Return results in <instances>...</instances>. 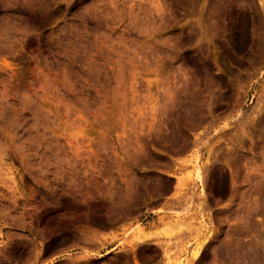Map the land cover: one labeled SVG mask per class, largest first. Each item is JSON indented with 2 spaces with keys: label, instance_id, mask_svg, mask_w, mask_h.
I'll list each match as a JSON object with an SVG mask.
<instances>
[{
  "label": "rangeland",
  "instance_id": "rangeland-1",
  "mask_svg": "<svg viewBox=\"0 0 264 264\" xmlns=\"http://www.w3.org/2000/svg\"><path fill=\"white\" fill-rule=\"evenodd\" d=\"M248 246L264 264V0H0V264Z\"/></svg>",
  "mask_w": 264,
  "mask_h": 264
},
{
  "label": "bare ground",
  "instance_id": "bare-ground-1",
  "mask_svg": "<svg viewBox=\"0 0 264 264\" xmlns=\"http://www.w3.org/2000/svg\"><path fill=\"white\" fill-rule=\"evenodd\" d=\"M178 134H179V133H177V135H178ZM174 136H175V135H174ZM179 136H180V135H179ZM177 137H178V136H177ZM183 138H185V137H183ZM185 139H186V138H185ZM174 140H175V139H174ZM181 141H182V140H181ZM178 144H179V143H178ZM181 144H183V143H180V145H181ZM181 146H182V145H181ZM183 147H185V145H184ZM177 149H178V148H177ZM195 165H196V164H195ZM175 167H176V166H175ZM175 167H174V168H175ZM198 171H199V170H198ZM198 171H197V172H198ZM204 171H206V170H204ZM204 171H203V172H204ZM207 171H208V170H207ZM176 172H177V171H176ZM207 174H208V173H207ZM195 175H196V174H195ZM197 175H198V174H197ZM203 175H204V174H203ZM205 175H206V173H205ZM205 175H204V176H205ZM173 176H174V175H173ZM207 176H208V175H207ZM197 180H199V179H197ZM212 180H213V179H212ZM217 180H218V179H217ZM206 182H207V181H206ZM218 182H219V181H218ZM195 186H196V185H195ZM183 195H184V194H183ZM183 195H182V196H183ZM182 196H180V197H182ZM185 196H186V195H185ZM185 196H184V197H185ZM186 197H188V196H186ZM186 197H185V198H186ZM191 197H193V196H191ZM189 198H190V197H189ZM190 199H191V198H190ZM186 200L188 201L189 199H186ZM189 201H191V200H189ZM189 201H188V202H189ZM191 202H192V201H191ZM189 204H190V203H189ZM192 204H193V203H192ZM166 205H167V203H166ZM182 205H183V204H182ZM168 206H169V202H168ZM183 206H184V205H183ZM166 207H167V206H166ZM178 207H179V206H178ZM178 207H177V208H178ZM172 208H173V207H172ZM181 208H182V207H181ZM167 209H168V207H167ZM183 209H184V208H183ZM256 209H257V208H256ZM174 210H175V209H174ZM179 210H180V209H179ZM179 210H178V211H179ZM169 211H170V210H169ZM255 213H257V211H256ZM262 227H263V226H262ZM237 235H238V234H237ZM179 236H180V235H179ZM211 236H214V235H211ZM211 236H210V237H211ZM233 236H234V235H233ZM235 236H236V235H235ZM210 237H208V238H210ZM144 238L146 239V237H144ZM145 239H144V240H145ZM178 239H179V238H178ZM146 240H147V239H146ZM176 240H177V239H176ZM179 241H180V240H179ZM208 241H209V240H208ZM143 242H144V241H143ZM170 242H171V241H170ZM203 242H205V241H203ZM203 242H202V244L199 245V247L197 248V250L195 249V250H196L195 253H193V259L196 260V261H198V259L200 258V257H198V255H199V253H200V250H201L202 248H204V247H203L204 245H206V243L204 244ZM174 243H175V242H174ZM231 243H232V242H231ZM231 243H230V245H231ZM175 244H176V243H175ZM232 244H233V243H232ZM236 244H238V243H236ZM236 244H235V245H236ZM164 245H165V244H164ZM210 245H211V244H210ZM227 245H228V244H227ZM227 245H226V246H227ZM235 245H234V246H235ZM172 246H173V245H172ZM169 247H170V246H169ZM174 247H175V246H174ZM223 247H224V246H223ZM229 247H230V246H229ZM232 247H233V246H232ZM261 247H263V246H261ZM236 248H237V246L235 247V249H236ZM238 248H239V250H241L242 247H238ZM263 248H264V247H263ZM232 249H234V248H232ZM210 250H211V248H210ZM229 250H230V249H229ZM229 250H228V247H225V249L223 250V252L220 251V252L222 253V254H220V255L222 256V258H221L222 261L226 260L227 258L229 259L230 256H233V255L235 256L236 254L238 255V253L235 254V253H233V252H230ZM166 252H167V251H166ZM240 252H241V251H240ZM262 252H263V251H262ZM165 254H166V253H165ZM215 254H216V253H215ZM216 255H218V253H217ZM262 255H263V254H262ZM212 256H213V255H212ZM238 256H241L242 259H244L243 261H247L248 264H259V260H258V259L261 258V257L258 258V253L253 249V247H250V246H248V247H246V248H245V247L242 248L241 255H238ZM213 257H214V256H213ZM213 257H212V258H213ZM218 257H219V256H217L216 258L214 257L213 260H214V259H217ZM241 257L239 258V260H241ZM208 258H209V257H208ZM262 258H263V257H262ZM221 259H220V260H221ZM190 261H191V260H190ZM215 261H216V260H215ZM218 261H219V260H218ZM261 261H262V260H261ZM213 262H214V261H213ZM191 263H192V262H191ZM198 263H199V262H198ZM200 263H201V262H200ZM210 263H212V262H210ZM217 263H218V262H217ZM224 263H226V261H225ZM214 264H215V263H214ZM221 264H222V263H221Z\"/></svg>",
  "mask_w": 264,
  "mask_h": 264
}]
</instances>
